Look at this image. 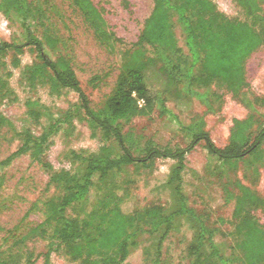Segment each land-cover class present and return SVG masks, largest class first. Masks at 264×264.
<instances>
[{"label": "rangeland", "instance_id": "obj_1", "mask_svg": "<svg viewBox=\"0 0 264 264\" xmlns=\"http://www.w3.org/2000/svg\"><path fill=\"white\" fill-rule=\"evenodd\" d=\"M29 1L36 10V19L28 20L30 30L39 37L42 29L39 23H43L58 38L63 54L94 106L114 91L121 72L138 67L141 60L154 55V49L145 44L141 46L142 54L131 57L152 11L153 0H91L104 17L106 29L115 37L108 43L95 35L71 0ZM211 1L229 20L251 23L234 0ZM261 14L264 16V3ZM170 20L178 46L187 54L174 12H170ZM253 27L262 31L264 23ZM0 39L17 45L27 42L25 27L16 13L4 15L0 10ZM14 57V52L9 51L0 70V251L8 264H43V253L52 241L53 230L44 222L46 204L61 194L59 188L51 185L53 170L71 168L70 151H95L105 141L100 131L89 125L76 92L63 88L52 93L47 84L29 85L22 70L38 61L32 45H25L16 56L18 66L12 64ZM198 91H206L214 111H209L205 102L195 96L187 103L165 96L168 113L160 114L155 107L148 116L134 118L127 128L139 135L141 145L151 141L158 147L183 148L190 137L181 125L201 115L214 144L223 147L229 141L233 120L251 118L252 126L246 132L253 140L264 120V43L244 59L241 80L232 79L230 83L214 80ZM28 100L37 102L36 108L42 114L39 120L28 112ZM51 114L61 121L59 129L50 136L42 160H34L26 153L1 163L20 146L24 130L40 133ZM204 145L200 141L186 153L184 190L189 205L209 215L216 228L215 241L226 256L233 258L237 255L235 245L242 238L235 230L233 217L235 196L239 194L236 183L241 182L264 199V143L255 153L245 154L234 168L209 154ZM46 163L52 168L46 167ZM173 165L170 158H159L151 167L129 165L109 177L101 188H93L86 201L69 206L66 215L87 216L98 207V200L105 192L119 198L124 210L142 211L154 204L169 208L172 192L168 180ZM247 208L264 228V207ZM192 236V228L184 223L172 230L162 242V264H186V249ZM137 241L122 264H152L157 236L141 231ZM50 264H80V261L72 260L61 248L51 252ZM231 264L241 263L233 258Z\"/></svg>", "mask_w": 264, "mask_h": 264}, {"label": "trees", "instance_id": "obj_2", "mask_svg": "<svg viewBox=\"0 0 264 264\" xmlns=\"http://www.w3.org/2000/svg\"><path fill=\"white\" fill-rule=\"evenodd\" d=\"M71 1L101 41L115 40L91 0ZM234 1L251 23L229 20L211 0H153L152 11L134 44L131 57L142 54L141 46L145 44L154 49V55L145 57L138 67L121 72L114 91L100 105L94 106L82 89L69 59L63 54L58 38L43 23H39L42 25L39 37L30 30L28 20L36 19V10L31 2L0 0L2 13H16L28 37L22 45L0 39V70L9 51L15 54L12 64L18 66L16 56L25 45H32L38 61L25 65L22 70L29 85L47 84L52 93H59L63 88L76 92L89 125L99 130L105 141L95 151H70L68 160L71 168L53 170L51 185L59 188L61 194L46 204L44 222L53 230L52 241L43 253V264H50L51 252L61 248L80 264H122L137 246L141 231L157 236L152 264H162V242L181 223L193 230L186 249V264H231L233 258L241 264H264V228L247 208L264 207L263 198L241 182L236 183L239 194L235 196L233 217L235 230L242 238L235 245L236 257L231 258L215 241L216 228L209 215L189 205L183 185L185 156L196 143L204 141L209 154L234 168L245 154L255 153L264 143V120L251 140V134L246 132L252 126L251 118L234 119L229 141L223 147L214 144L201 115H195L189 124L181 125L190 137L188 145L183 148L158 147L151 141L141 145L139 135L127 128L134 118L148 116L155 107L159 108L160 114L168 113L165 96L184 103L195 96L205 102L209 111H214L206 91L199 92L198 88L207 87L214 80L230 83L232 79L238 81L243 78L244 59L264 43V29L256 31L253 27L264 23L261 14L264 0ZM170 12L176 14L187 54L178 46ZM36 104L27 101L28 112L39 120L42 114ZM60 121L51 114L40 133L24 130L20 146L1 163L26 153L34 160H42L50 136L59 129ZM159 158L174 161L168 180L172 192L169 208L154 204L142 211L136 208L124 210V203L119 198L105 192L98 200V207L87 216L73 218L66 215L69 206L86 201L93 188H101L109 177L117 175L125 167L134 164L151 167ZM49 165L45 164L46 167ZM0 264H8L2 259L1 251Z\"/></svg>", "mask_w": 264, "mask_h": 264}]
</instances>
